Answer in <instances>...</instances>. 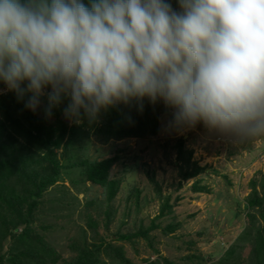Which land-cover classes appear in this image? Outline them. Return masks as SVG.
<instances>
[{
  "label": "clouds",
  "instance_id": "obj_1",
  "mask_svg": "<svg viewBox=\"0 0 264 264\" xmlns=\"http://www.w3.org/2000/svg\"><path fill=\"white\" fill-rule=\"evenodd\" d=\"M0 0V84L46 115L163 102L173 125L264 138V0Z\"/></svg>",
  "mask_w": 264,
  "mask_h": 264
},
{
  "label": "rangeland",
  "instance_id": "obj_2",
  "mask_svg": "<svg viewBox=\"0 0 264 264\" xmlns=\"http://www.w3.org/2000/svg\"><path fill=\"white\" fill-rule=\"evenodd\" d=\"M26 100L27 96L18 100L0 84V143L13 147L18 166L22 159L25 167L35 166L25 170L20 166L26 178L22 176L21 181L17 180L14 190L7 192V196L11 207H23L26 213L22 220L28 222L31 238L37 243L39 264H81L79 255L84 249L95 245L91 249L93 254L104 242L102 240L121 247L130 264L156 261L163 264L160 256L173 260L174 264L190 255L215 260L234 242L246 223V198L253 187L261 191L264 138L239 143L230 135L202 124L176 127L172 123L173 110L159 101L166 115L161 119L156 136L100 144L86 118L82 116L78 124L65 118L63 109L67 100L48 117H45V98L35 111L25 107ZM24 112L43 121L41 140L47 137V126L55 127L57 121L67 125L62 144L53 148V163L44 161L46 155L38 146L40 141L26 136L30 123ZM85 125L86 128L82 127ZM59 134H55L56 139L60 138ZM181 139L185 141V155L192 153L191 163L207 169L209 175L200 179L208 190L211 189L210 194L206 191L202 195H192V181L184 182L182 188L176 190L180 176L173 164L177 161ZM114 155L119 160L114 166L115 175L123 171L127 174L110 201L101 187L89 181L79 165L82 161L100 162ZM151 172L160 184L161 199L148 177ZM167 198L173 214L156 222L159 229L146 238H135L134 245L114 239L118 234L133 235L145 230L163 203H168ZM22 200L23 205L19 206ZM171 223H178L180 227L174 232L170 230L171 233L167 228L165 233L163 230ZM9 238L4 237L5 249L11 243ZM99 258V264H121L118 256L114 260L103 251Z\"/></svg>",
  "mask_w": 264,
  "mask_h": 264
},
{
  "label": "trees",
  "instance_id": "obj_3",
  "mask_svg": "<svg viewBox=\"0 0 264 264\" xmlns=\"http://www.w3.org/2000/svg\"><path fill=\"white\" fill-rule=\"evenodd\" d=\"M169 2L172 4L173 9L177 10V0H169ZM162 109L161 102L156 101L153 103L145 98L139 103L132 101L127 105L118 104L101 111L96 120L89 121L86 118V121L91 126L90 131L93 129L95 140L100 144H107L111 141L122 142L126 139H145L157 135L161 119L166 115ZM24 113L27 114L25 116L30 123L29 134L26 136L40 141V145L38 146L44 150V154L46 155L44 161L53 163L55 160L53 148L62 144L64 139L61 138H64V131L68 128L67 125L57 121L55 127L53 125L47 126L49 127L47 137L45 136L41 140V135L44 134L43 121L30 114L28 115L26 112ZM45 117H48V115ZM82 127L86 128L87 126ZM70 131L72 132V130ZM57 132L61 133L58 139H56L57 135H55ZM184 145L185 141L181 139L176 152L177 161L173 164L174 167L179 169L180 176L176 190H180L184 182L192 181V185L190 186L192 195H202L206 191L210 194L211 189L208 190L203 185L202 179H200L203 175H209L207 174V169L204 167L200 168L197 164L193 165L191 163L193 158L192 153L185 155ZM23 150L25 151L24 148ZM249 152L252 153V150H249ZM118 161V156L114 155L100 162L94 161L90 163L89 161H82L79 165V167L83 168L89 181L101 187L106 192V196L110 201L115 197L119 184L127 174V171H123L119 175H115L113 170L114 166L118 165ZM125 165L128 166L126 163ZM20 166L25 167L23 159L21 160ZM20 166H18V157H16L13 147L5 143H0V264H39L40 255L39 249L36 246L37 243L31 238V232L27 227L28 225H26L28 222L22 220L26 213H23V207H11V201L8 199L9 195L7 196V192L14 190L13 185L14 183H18L17 180L21 181L22 176L26 178L24 173L20 171ZM32 166L34 165H29L24 170ZM148 177L155 187L154 191L157 193L158 198L161 199L162 192L160 184L155 179V173L151 172V175L148 174ZM260 180L262 181L260 193L253 187L250 195L246 198V223L240 233L236 235L234 242L222 254H219L220 256L215 260H213V257L205 258L200 255H190L185 256L178 264H264V175L260 177ZM227 185L230 186L231 184L227 183ZM138 195L137 200H139ZM31 197L35 199L34 195ZM23 202L24 200L20 201L18 203L19 206L23 205ZM167 202L163 203L164 205H162L158 215L150 222V225L145 230H141L133 235L118 234L114 239L119 242H127L130 245H134L135 238H146L148 234L159 229V225L156 222L166 219L173 214L172 207L169 204V198H167ZM235 204L237 207V203ZM179 227L180 224L171 223L163 231L167 233V228H169V231H175V228ZM143 228L145 227L141 226V229ZM6 235L10 237L11 243L5 249L4 237ZM150 239L153 240L152 237ZM102 241L104 242L99 245L93 254L91 253V249L95 245L87 246L84 249L83 253L79 255L81 264H99L101 251L106 253L107 256H112L114 260L118 256L119 263L121 264H130V261L125 259L121 247L109 245L110 242L107 244L105 242L106 240ZM152 244L153 241H151ZM160 261L163 264H174L173 260H168L161 256ZM153 264H159V261Z\"/></svg>",
  "mask_w": 264,
  "mask_h": 264
}]
</instances>
